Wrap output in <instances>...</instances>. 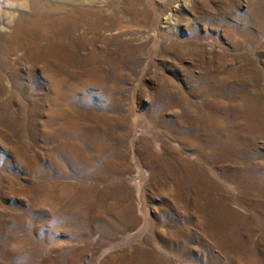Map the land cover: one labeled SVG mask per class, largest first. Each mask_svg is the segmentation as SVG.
Returning a JSON list of instances; mask_svg holds the SVG:
<instances>
[{"label": "rangeland", "instance_id": "obj_1", "mask_svg": "<svg viewBox=\"0 0 264 264\" xmlns=\"http://www.w3.org/2000/svg\"><path fill=\"white\" fill-rule=\"evenodd\" d=\"M0 264H264V0H0Z\"/></svg>", "mask_w": 264, "mask_h": 264}, {"label": "bare ground", "instance_id": "obj_2", "mask_svg": "<svg viewBox=\"0 0 264 264\" xmlns=\"http://www.w3.org/2000/svg\"><path fill=\"white\" fill-rule=\"evenodd\" d=\"M98 1V0H97ZM102 2V1H101ZM109 2H111V1H109ZM98 3V2H97ZM104 3V2H103ZM96 4V3H95ZM104 5V4H103ZM109 5V4H108ZM110 6V5H109ZM106 8V7H105ZM102 9V8H101ZM109 9H111V8H109ZM112 10V9H111ZM113 11V10H112ZM110 13V12H109ZM128 17V16H127ZM130 19V18H129ZM127 20V19H126ZM171 20V19H170ZM12 21V20H11ZM128 22V21H127ZM171 22V21H170ZM170 24V23H169ZM171 30V29H170Z\"/></svg>", "mask_w": 264, "mask_h": 264}]
</instances>
